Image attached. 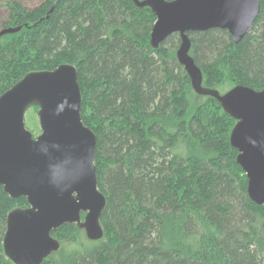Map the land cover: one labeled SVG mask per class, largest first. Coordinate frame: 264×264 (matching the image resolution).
Segmentation results:
<instances>
[{
    "label": "trees",
    "instance_id": "trees-1",
    "mask_svg": "<svg viewBox=\"0 0 264 264\" xmlns=\"http://www.w3.org/2000/svg\"><path fill=\"white\" fill-rule=\"evenodd\" d=\"M5 7L0 29L20 30L0 37V95L29 72L73 66L105 197L102 237L62 224L50 232L60 247L41 264H264V205L248 197L229 142L236 120L194 92L176 58L177 33L152 48L155 15L133 0ZM188 37L202 86L264 89V0L238 42L217 28ZM27 207L0 186V264H13L2 250L6 215Z\"/></svg>",
    "mask_w": 264,
    "mask_h": 264
},
{
    "label": "water",
    "instance_id": "water-1",
    "mask_svg": "<svg viewBox=\"0 0 264 264\" xmlns=\"http://www.w3.org/2000/svg\"><path fill=\"white\" fill-rule=\"evenodd\" d=\"M133 2L155 15L151 47L177 33L176 58L194 92L214 97L236 120L229 142L238 151L236 161L247 177L248 197L264 205V89L235 85L220 93L202 86L188 37V32L217 28L238 42L252 26L260 0ZM19 30V26L1 28L0 37ZM80 100L76 71L69 64L29 72L0 95V186L10 198L23 196L28 203L27 208H14L6 215L2 250L13 264H41L60 247L50 232L65 223L84 229L90 240L103 235L99 217L105 197L97 188L93 162L96 138L81 121ZM31 105L38 107L36 136L24 124Z\"/></svg>",
    "mask_w": 264,
    "mask_h": 264
},
{
    "label": "rangeland",
    "instance_id": "rangeland-1",
    "mask_svg": "<svg viewBox=\"0 0 264 264\" xmlns=\"http://www.w3.org/2000/svg\"><path fill=\"white\" fill-rule=\"evenodd\" d=\"M8 1H17V2L21 3L22 5H24L28 8H32L35 5L39 4L42 0H0V23L7 16V10H6L5 6H6V3ZM218 91L220 93H223L224 91H226V88L219 87ZM37 111L38 110L30 108L25 113L26 125L29 127V129L32 130V133L34 134V136H36L40 133V126H39V122H38ZM84 237H85V239H88L85 234H84ZM88 240H90V239H88Z\"/></svg>",
    "mask_w": 264,
    "mask_h": 264
}]
</instances>
